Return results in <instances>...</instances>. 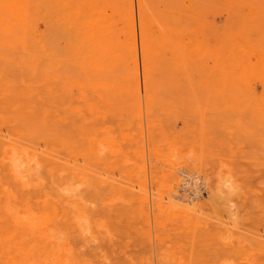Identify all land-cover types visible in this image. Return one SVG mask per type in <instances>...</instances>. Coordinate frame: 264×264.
I'll return each instance as SVG.
<instances>
[{"label":"rangeland","instance_id":"obj_1","mask_svg":"<svg viewBox=\"0 0 264 264\" xmlns=\"http://www.w3.org/2000/svg\"><path fill=\"white\" fill-rule=\"evenodd\" d=\"M263 152L264 0H0V264H264Z\"/></svg>","mask_w":264,"mask_h":264},{"label":"bare ground","instance_id":"obj_2","mask_svg":"<svg viewBox=\"0 0 264 264\" xmlns=\"http://www.w3.org/2000/svg\"><path fill=\"white\" fill-rule=\"evenodd\" d=\"M104 1H105V0H104ZM97 2H98V1H97ZM99 3H100V2H99ZM104 3H105V2H103V4H104ZM100 4H101V3H100ZM102 7H103V6H102ZM94 8H95V7H94ZM104 8H105V6H104ZM106 9H107V8H106ZM108 9H109V8H108ZM102 10H103V9H102ZM109 10H110V9H109ZM87 12H88V11H87ZM105 12H106V11H105ZM108 13H109V12H108ZM112 13H113V11L111 12L110 17L112 16ZM103 14H105V13H103ZM108 15H109V14H108ZM108 15H107V16H108ZM92 16H93V15H92ZM98 16H99V15H98ZM101 16H102V15H101ZM101 16H99V17H101ZM99 17H98V18H99ZM91 18H92V17H91ZM108 18H109V17H107V19H108ZM100 19H101V18H100ZM103 19H104V17H103ZM105 19H106V17H105ZM112 20H113V19H112ZM104 21H105V20H104ZM113 21H114V20H113ZM90 22H91V21H90ZM101 22H102V21H101ZM106 23H107V22H106ZM102 24H104V23H102ZM107 24H108V23H107ZM105 25H106V24H105ZM110 25H112V24H110ZM114 25H115V24H114ZM117 25H118V24H117ZM108 26H109V25H108ZM106 27H107V26H106ZM111 27H112V26H111ZM117 27H118V26H117ZM114 50H115V49H114ZM117 59H118V58H117ZM117 64H119V63H117ZM117 64H116V65H117ZM43 65H44V64H43ZM38 70H39V69H38ZM115 71H116V70H115ZM261 117H262V116H261ZM255 118H256V117H255ZM249 124H250V123H249ZM254 126H255V125H254ZM109 130H110V129H109ZM67 131H68V130H67ZM260 131H261V128H260ZM262 132H263V131H262ZM107 136H108V135H107ZM113 137H114V136H113ZM115 138H116V136H115ZM255 141H256V140H255ZM258 141H259V140H258ZM112 143H113V141H112ZM256 143H257V142H256ZM258 146H259V145H258ZM100 147H101V146H100ZM105 148H106V147H105ZM262 150H263V149H262ZM263 153H264V152H263ZM12 161H13V160H12ZM15 163H16V162H15ZM125 163H126V162H125ZM21 165H22V164H21ZM127 165H128V164H127ZM16 166H17V165H16ZM17 167H18V166H17ZM17 167H15V168L17 169ZM250 169H252V168H250ZM17 170H18V169H17ZM17 170H16V171H17ZM147 181H148V180H147ZM174 185H175V184H174ZM172 186H173V185H172ZM55 187H56V186H55ZM56 188H57V187H56ZM56 188H55V189H56ZM45 189H46V188H45ZM63 189H64V188H63ZM63 189H62V191H63ZM148 189H149V188H148ZM66 191H67V190H66ZM68 191H69V190H68ZM77 193H78V192H77ZM47 197H48V196H47ZM17 199H18V198H17ZM188 201H189V200H188ZM123 202H124V201H123ZM125 202H126V201H125ZM173 202H174V201H173ZM182 202H183V201H182ZM186 202H187V201H186ZM186 202H185V203H186ZM8 203H9V202H8ZM180 203H181V202H180ZM10 205H11V204H10ZM11 206H12V205H11ZM177 207H178V206H177ZM179 207H180V206H179ZM12 208H13V207H12ZM12 208H11V209H12ZM174 208H175V207H174ZM9 209H10V208H9ZM11 209H10V210H11ZM14 209H15V208H14ZM16 209H18V208H16ZM57 209H58V207H57ZM175 209H176V208H175ZM163 210H164V209H163ZM10 212H11V211H10ZM14 212H16V211H14ZM8 213H9V212H8ZM15 214H16V213H15ZM48 215H49V214H48ZM16 216H18V214H17ZM19 216H20V215H19ZM81 217H82V216H81ZM20 218H21V217H19V219H20ZM83 218H84V217H83ZM83 218H79V221H80V219L82 220ZM17 219H18V218H17ZM22 219H23V218H22ZM76 219H77V218H76ZM86 219H87V218H86ZM80 222H81V221H80ZM82 222L85 223V224L88 223L87 221H85V222L82 221ZM77 223H78V222H77ZM83 223H81V224H83ZM78 224H79V223H78ZM85 224H84V225H85ZM43 225H44V224H43ZM79 226H81V225H79ZM36 227H37V226H36ZM84 227H85V226H84ZM84 227H83V228H84ZM32 229H33V228H32ZM87 229H88V228H87ZM36 230H37V229H36ZM84 230L86 231L85 228H84ZM194 230H195V229H194ZM33 231H35V230H33ZM38 234H39V233H38ZM88 234H89V233H88ZM234 234H235V233H234ZM90 235H91V234H90ZM221 236H222V235H221ZM52 238H53V237H52ZM52 238L50 237V239H52ZM230 239H231V238H230ZM237 240L239 241V239H237ZM230 241H231V240H230ZM227 242H228V240H227ZM35 245H37V244H35ZM32 248H33V247H32ZM58 248H59V247H58ZM51 249H52V248H51ZM59 251H60V250H59ZM36 252H37V251H36ZM34 253H35V252H34ZM52 255H53V254H52ZM10 257H11V256H10ZM38 257H39V256H38ZM33 258H34V255H33ZM39 258H40V257H39ZM27 259H28V257H27ZM40 259H41V258H40ZM50 259H51V258H50ZM33 260H34V259H33ZM247 260H248V259H247ZM39 261H40V260H39ZM46 261H47V260H46ZM54 261H55V260H54ZM30 263H32V262H30ZM43 263H44V262H43ZM52 263H54V262H52ZM52 263H51V264H52ZM41 264H42V262H41Z\"/></svg>","mask_w":264,"mask_h":264}]
</instances>
